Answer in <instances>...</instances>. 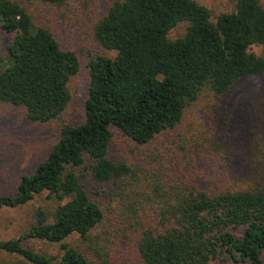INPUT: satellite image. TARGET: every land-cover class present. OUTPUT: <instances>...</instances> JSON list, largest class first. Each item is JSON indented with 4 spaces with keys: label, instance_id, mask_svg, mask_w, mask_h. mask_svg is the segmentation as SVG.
Returning a JSON list of instances; mask_svg holds the SVG:
<instances>
[{
    "label": "trees",
    "instance_id": "obj_1",
    "mask_svg": "<svg viewBox=\"0 0 264 264\" xmlns=\"http://www.w3.org/2000/svg\"><path fill=\"white\" fill-rule=\"evenodd\" d=\"M38 1L62 7L72 0ZM108 1L94 36L114 55L89 62L84 121L61 125L48 157L22 177L16 195L0 196V211L43 194L52 202L34 211L27 231L0 240L1 251L30 264H95L68 239L78 235L89 242L105 218L83 182L87 172L101 184L134 175L110 156L113 128L136 146H147L177 128L203 92L224 98L243 81L264 76V6L259 0H235L234 10L215 21L196 0ZM182 23L187 24L184 34L171 39L170 32ZM0 30L14 34L6 55L0 47V103L22 108L32 123L61 120L72 98L69 82L80 70L77 55L62 49L48 29L37 27L15 0H0ZM260 99L259 121L245 139L240 164L229 158L235 150L228 148L229 161L209 190L186 166L187 173L170 169L169 180L149 184L152 194L146 202L152 217L136 223L130 239L140 264H264ZM32 240L58 246L60 254L38 252L29 245Z\"/></svg>",
    "mask_w": 264,
    "mask_h": 264
},
{
    "label": "rangeland",
    "instance_id": "obj_2",
    "mask_svg": "<svg viewBox=\"0 0 264 264\" xmlns=\"http://www.w3.org/2000/svg\"><path fill=\"white\" fill-rule=\"evenodd\" d=\"M15 1L29 11L37 27L52 33L62 49L77 55L80 70L69 82L72 98L59 121L51 124L32 123L22 108L0 103V196L16 195L22 177L32 174L48 157L57 142L61 125H79L84 121L90 79L89 62L98 55H114L101 47L94 36L97 22L110 6L108 0H72L62 7L38 0ZM196 1L211 12L213 21L221 14L232 12L235 6V0ZM259 2L264 6V0ZM186 25L182 23L173 29L170 38L182 36ZM13 39L14 34L0 30V47L4 55ZM252 51L261 53L258 47ZM260 96L264 98V76L243 81L224 98H216L205 91L186 110L177 128L143 147L136 146L131 139L113 128L110 156L128 165L134 175L122 182L101 184L86 173L83 182L105 218L98 229L92 232L89 242L78 235L72 236L68 242L84 250L95 264H140L133 253L130 239L135 224L148 222L152 217V206L146 200L152 194L150 185L153 179L156 182L169 180L170 169L182 170L183 173L190 170L198 177L201 186L209 190L210 183L217 180L220 167L228 158V148L235 150V154L229 158L240 164L245 139L259 121L255 109L261 100ZM46 196H37L20 208L1 210L0 240L16 239L27 231L33 222L34 211L39 206L52 203ZM134 211L139 212L134 214ZM29 245L40 253L60 254L58 246H47L33 240L29 241ZM91 247L98 249L100 255L89 249ZM0 264L30 263L0 250ZM214 264L242 263L223 260L215 261Z\"/></svg>",
    "mask_w": 264,
    "mask_h": 264
}]
</instances>
